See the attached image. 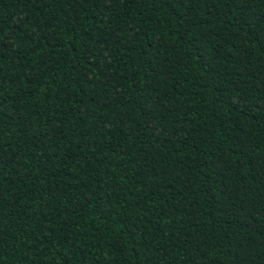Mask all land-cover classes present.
Here are the masks:
<instances>
[{"label": "trees", "instance_id": "16d2710c", "mask_svg": "<svg viewBox=\"0 0 264 264\" xmlns=\"http://www.w3.org/2000/svg\"><path fill=\"white\" fill-rule=\"evenodd\" d=\"M0 264H264V0H0Z\"/></svg>", "mask_w": 264, "mask_h": 264}]
</instances>
